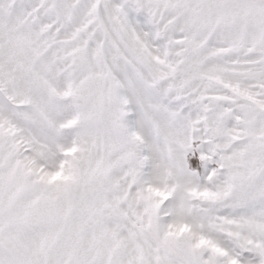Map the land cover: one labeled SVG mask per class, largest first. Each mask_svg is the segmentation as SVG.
Returning a JSON list of instances; mask_svg holds the SVG:
<instances>
[{
	"label": "snow or ice",
	"instance_id": "6c2138e0",
	"mask_svg": "<svg viewBox=\"0 0 264 264\" xmlns=\"http://www.w3.org/2000/svg\"><path fill=\"white\" fill-rule=\"evenodd\" d=\"M0 264H264V0H0Z\"/></svg>",
	"mask_w": 264,
	"mask_h": 264
}]
</instances>
